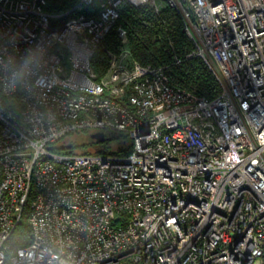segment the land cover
<instances>
[{
	"label": "built area",
	"instance_id": "2783aa9c",
	"mask_svg": "<svg viewBox=\"0 0 264 264\" xmlns=\"http://www.w3.org/2000/svg\"><path fill=\"white\" fill-rule=\"evenodd\" d=\"M46 3L0 0V264H264V0ZM128 6L175 10L185 57L221 91L141 63L118 24ZM78 130L123 139L108 153L49 148ZM26 207L30 241L15 246Z\"/></svg>",
	"mask_w": 264,
	"mask_h": 264
},
{
	"label": "trees",
	"instance_id": "16d2710c",
	"mask_svg": "<svg viewBox=\"0 0 264 264\" xmlns=\"http://www.w3.org/2000/svg\"><path fill=\"white\" fill-rule=\"evenodd\" d=\"M78 0H47L44 8L48 11H62L72 7ZM98 1L95 2L96 7ZM79 12L88 13L87 8L72 11V16ZM142 12L133 6L126 7L121 14L118 24L127 28L131 50L134 56L143 64H167L172 82L182 85L207 98L216 96L221 86L204 61L198 57H185L192 45L182 30L179 15L175 10L166 7L161 17ZM145 14V15H144ZM147 20L148 23H144ZM172 41L173 47L170 45ZM116 29H113L105 38L104 45L115 48L119 45ZM176 57L180 62L176 63ZM93 65L99 74L106 70L105 50L99 47L92 59ZM122 135L106 134L103 141L91 136L88 130H78L65 135L52 144L55 152L61 153H108L113 144L121 142ZM65 144L64 147H61ZM68 144H71L68 146ZM129 145L118 148L117 152L127 153ZM28 209L25 208L24 217L14 229L10 242L15 245H25L30 241L29 224L27 221Z\"/></svg>",
	"mask_w": 264,
	"mask_h": 264
},
{
	"label": "water",
	"instance_id": "95a60500",
	"mask_svg": "<svg viewBox=\"0 0 264 264\" xmlns=\"http://www.w3.org/2000/svg\"><path fill=\"white\" fill-rule=\"evenodd\" d=\"M91 136L95 138L98 141H103L105 139V133L103 131H95L91 133ZM71 144H68L70 146ZM65 144H62L61 147H64ZM49 148H52V146H49Z\"/></svg>",
	"mask_w": 264,
	"mask_h": 264
},
{
	"label": "rangeland",
	"instance_id": "374dc122",
	"mask_svg": "<svg viewBox=\"0 0 264 264\" xmlns=\"http://www.w3.org/2000/svg\"><path fill=\"white\" fill-rule=\"evenodd\" d=\"M90 132L92 133V132H93V130H90Z\"/></svg>",
	"mask_w": 264,
	"mask_h": 264
}]
</instances>
